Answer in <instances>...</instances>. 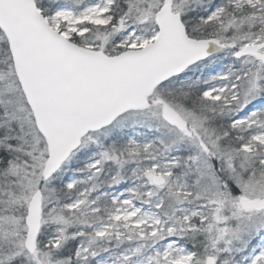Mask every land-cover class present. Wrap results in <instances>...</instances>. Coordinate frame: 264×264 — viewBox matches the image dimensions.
I'll use <instances>...</instances> for the list:
<instances>
[{
	"label": "snow or ice",
	"instance_id": "snow-or-ice-1",
	"mask_svg": "<svg viewBox=\"0 0 264 264\" xmlns=\"http://www.w3.org/2000/svg\"><path fill=\"white\" fill-rule=\"evenodd\" d=\"M0 264H264V0H0Z\"/></svg>",
	"mask_w": 264,
	"mask_h": 264
}]
</instances>
